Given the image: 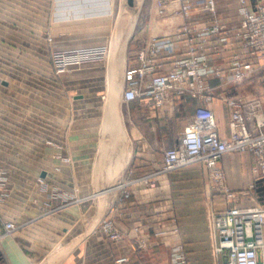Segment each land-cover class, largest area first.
Masks as SVG:
<instances>
[{
  "label": "crops",
  "instance_id": "crops-1",
  "mask_svg": "<svg viewBox=\"0 0 264 264\" xmlns=\"http://www.w3.org/2000/svg\"><path fill=\"white\" fill-rule=\"evenodd\" d=\"M156 1L142 0L138 19L131 15L137 7L126 6L130 12L116 23L114 0H58L61 32L47 44L37 30L52 24V0H0V216L17 227L8 235L0 227V264H115L122 256L129 264H172L178 248L186 264H219L223 255L214 253L210 215L232 205L264 207V175L249 153H226L219 162L229 190L249 191L236 202L211 188L198 163L161 173L164 151L179 143L198 107L212 111L218 135L227 138V100L256 98L235 96L245 82L228 78L238 46L217 43L214 35L205 52L225 78L207 80L209 103L172 91L160 108L147 99L126 103L124 73L139 66V49L153 38L172 37L182 25L211 23L199 3L187 18L175 4L160 17ZM247 2L254 10L264 0ZM216 12L225 30L239 26L238 0H216ZM83 28H118L124 35L112 41L109 58L56 78L49 51L68 49L69 29ZM186 44L178 41L170 56L160 55L154 71L184 58ZM39 180L60 190L61 199L36 195ZM120 189L130 197L117 199L113 191ZM69 195L76 200L67 201ZM104 220L117 241L103 230Z\"/></svg>",
  "mask_w": 264,
  "mask_h": 264
},
{
  "label": "built area",
  "instance_id": "built-area-1",
  "mask_svg": "<svg viewBox=\"0 0 264 264\" xmlns=\"http://www.w3.org/2000/svg\"><path fill=\"white\" fill-rule=\"evenodd\" d=\"M238 2L240 24L233 31H227L217 18L216 0H157L154 8L156 15L160 17L167 14L171 4H175L178 12L187 18L196 3H199L202 11L210 14L211 23L203 27L185 24L172 37L148 41L137 53L139 66L127 69L124 73L126 88L123 100L128 103L147 99L152 107L160 108L167 101L166 93L172 91L175 97L189 95L209 103L213 91L207 80L216 78L224 81L225 78V70L210 66L205 52L208 39L214 35L217 43L238 46V51L233 53L229 62L230 82L240 83L264 68V3L250 10L247 0ZM181 40L187 43L186 56L175 59L170 68L155 72V60L160 55L170 56L175 43ZM104 58V50L100 48L60 51L53 55L57 73L64 72L69 65L81 66ZM262 103L264 101L261 99H252L248 104L228 99L231 111L227 138L218 135L212 111L206 107H198L192 122L182 132L179 143L164 151L161 173H170L198 163L207 171L211 188L221 191L227 199L236 202L240 193L236 194L227 188L219 162L226 153H249L264 175ZM209 223L217 238L214 253L216 256L223 255L219 264H264V207L232 205L224 211L212 213ZM0 227L4 235L17 229L12 222L4 221L1 216ZM103 230L112 240L119 239L111 223H105ZM115 264H129V260L122 256L115 260ZM172 264H186L181 248L176 250Z\"/></svg>",
  "mask_w": 264,
  "mask_h": 264
},
{
  "label": "rangeland",
  "instance_id": "rangeland-1",
  "mask_svg": "<svg viewBox=\"0 0 264 264\" xmlns=\"http://www.w3.org/2000/svg\"><path fill=\"white\" fill-rule=\"evenodd\" d=\"M141 4H142V0H136L135 7L137 8L132 10L131 12V15L133 18H137V19L139 18V15L136 11L141 6ZM114 8H115L114 9L115 10L114 20L116 23L123 21L124 16H125L124 11L130 12L126 8L125 0H114ZM56 9L58 10V0H52L50 14L49 13L47 14L48 19L51 17L52 24L48 26V30H46L45 32L44 30L36 29L37 33L41 32L43 35H45L47 44H53L54 40L57 39V37H59V34L61 32L59 29V25H58L59 20L57 18L58 12ZM38 17L43 18V15L37 14V18H36L37 22L39 20ZM39 21H42V20L40 19ZM70 25L71 24H69V26ZM138 28H139V25L135 26L132 32L133 33L137 32ZM55 35H57V37H55ZM67 35H68L67 36L68 37V46H67L68 49L61 50V51H67V52L74 51L75 52L80 49L100 48L102 49V51L104 50L105 57L109 58L110 54L113 52V49L115 48V46L111 44L112 41L114 39L122 38L124 33L122 30L118 28H113L110 30H95V29L90 30V29L83 28V29H77V30L69 29ZM102 42H104L105 44H97V43H102ZM58 52H60V50H57V49L56 50L51 49L49 51L51 70H52L53 75L56 78H59L60 75L69 74L71 72H74L75 70H79L82 67L91 64L89 63V64H84L81 66L69 65L64 72L57 73V69H56V66L53 60V55ZM244 81L245 82L241 85V88L239 89V91H237L235 96H242V97L248 96V97H253L256 99H261L262 101H264V68L259 69L253 76L248 77ZM37 185L39 186V188H36L35 190H33V192L35 191V192L40 193V194L36 193V195H40V197L43 198L44 200L53 199L57 201L61 199V191L58 189L47 188L46 187L47 184H45L43 180H39L37 182ZM1 189L3 191L2 192L3 194H7L6 192H4L3 187H1ZM101 192H104V191H101ZM233 192L236 194L240 193V195L241 194L248 195L249 193V191L247 190L233 191ZM113 193H115V195L117 196V199L119 200L128 199L131 195V191L128 189H120L117 191H113ZM66 200L75 201L76 199L74 195H69L68 198H66ZM102 222H103L102 228L105 223H109L106 220ZM114 241H117V240H114Z\"/></svg>",
  "mask_w": 264,
  "mask_h": 264
},
{
  "label": "water",
  "instance_id": "water-1",
  "mask_svg": "<svg viewBox=\"0 0 264 264\" xmlns=\"http://www.w3.org/2000/svg\"><path fill=\"white\" fill-rule=\"evenodd\" d=\"M136 0H125V4L128 8L134 9L135 8Z\"/></svg>",
  "mask_w": 264,
  "mask_h": 264
},
{
  "label": "bare ground",
  "instance_id": "bare-ground-1",
  "mask_svg": "<svg viewBox=\"0 0 264 264\" xmlns=\"http://www.w3.org/2000/svg\"><path fill=\"white\" fill-rule=\"evenodd\" d=\"M125 12V11H124Z\"/></svg>",
  "mask_w": 264,
  "mask_h": 264
}]
</instances>
